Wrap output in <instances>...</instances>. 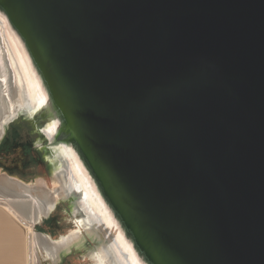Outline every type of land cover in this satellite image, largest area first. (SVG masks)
Wrapping results in <instances>:
<instances>
[{
  "label": "water",
  "instance_id": "1",
  "mask_svg": "<svg viewBox=\"0 0 264 264\" xmlns=\"http://www.w3.org/2000/svg\"><path fill=\"white\" fill-rule=\"evenodd\" d=\"M0 19L37 84L34 147L130 264H264V0H0Z\"/></svg>",
  "mask_w": 264,
  "mask_h": 264
},
{
  "label": "bare ground",
  "instance_id": "2",
  "mask_svg": "<svg viewBox=\"0 0 264 264\" xmlns=\"http://www.w3.org/2000/svg\"><path fill=\"white\" fill-rule=\"evenodd\" d=\"M36 95L37 84L24 55L0 19V143L11 125L31 119ZM35 148L43 154L50 183L43 177L22 180L0 168V212L27 229L28 264H42L41 258L48 264H63L71 256L86 258L91 264H130L73 199L72 190L79 187L67 168L56 155L44 151L37 139ZM67 202V216L76 230L53 239L33 229L49 220L57 204Z\"/></svg>",
  "mask_w": 264,
  "mask_h": 264
},
{
  "label": "rangeland",
  "instance_id": "3",
  "mask_svg": "<svg viewBox=\"0 0 264 264\" xmlns=\"http://www.w3.org/2000/svg\"><path fill=\"white\" fill-rule=\"evenodd\" d=\"M29 120V119H26ZM27 123H29L27 121ZM17 128L19 130V137L17 138L16 132L9 131L12 138L19 139L20 143H25L26 140L32 138L28 133L30 129L27 128L26 124L20 123ZM2 155V152H0ZM0 168L8 172L13 176H17L22 180H32L37 177H43L49 183L51 177L48 171L46 161L43 159V154L37 151L33 146L30 151L25 152L21 148H17L11 153H5L0 156ZM33 175V176H32ZM68 202L57 204L54 212L51 214L49 220L45 221L44 230L53 239H57L61 236L68 234L72 230H76L75 224L69 221L68 218ZM64 210V211H63ZM22 225V224H21ZM18 223V227L22 230V241L21 244L27 245L28 247V235L27 229ZM29 250V249H28ZM42 264H48L43 258H41ZM63 264H91L86 258L83 259L79 256L67 257Z\"/></svg>",
  "mask_w": 264,
  "mask_h": 264
},
{
  "label": "crops",
  "instance_id": "4",
  "mask_svg": "<svg viewBox=\"0 0 264 264\" xmlns=\"http://www.w3.org/2000/svg\"><path fill=\"white\" fill-rule=\"evenodd\" d=\"M0 214V264H28L29 250L27 245L21 244L23 234L20 226L5 213ZM45 221L47 220L35 225L33 229L46 233L43 226Z\"/></svg>",
  "mask_w": 264,
  "mask_h": 264
},
{
  "label": "trees",
  "instance_id": "5",
  "mask_svg": "<svg viewBox=\"0 0 264 264\" xmlns=\"http://www.w3.org/2000/svg\"><path fill=\"white\" fill-rule=\"evenodd\" d=\"M27 125V128L30 129V125L27 122H23ZM19 126L17 125H11L8 130L16 132L17 138L19 137V130L17 129ZM31 132V130H30ZM30 135V133H28ZM31 136V135H30ZM30 140H26L25 143H20L19 139L12 138L11 134H9V131H7L5 137L3 138L2 142L0 143V152L2 154L5 153H11V151L16 150L17 148H21L25 152L30 151L31 148L34 146V138H29Z\"/></svg>",
  "mask_w": 264,
  "mask_h": 264
}]
</instances>
